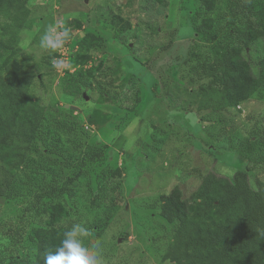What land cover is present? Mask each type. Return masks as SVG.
Wrapping results in <instances>:
<instances>
[{"label":"rangeland","instance_id":"374dc122","mask_svg":"<svg viewBox=\"0 0 264 264\" xmlns=\"http://www.w3.org/2000/svg\"><path fill=\"white\" fill-rule=\"evenodd\" d=\"M250 1L263 17L264 0ZM232 3L220 0L216 10L206 15L197 12L194 0L29 1L30 18L13 36L19 49L16 57H33L42 78H36L31 92L48 108L52 125L70 120L75 130L71 136L62 135L61 153L66 160L34 156L36 169L21 171L12 194L0 199V261L23 256L34 260L36 247L28 235L22 240L8 236L5 227L18 226L29 202L50 185L68 182L77 164L90 154L100 152L101 160L83 163L82 177L69 185L71 197L58 196L56 201L70 210L64 226L80 223L91 232L85 243L99 242L101 264H167L162 259L173 240V227L160 216V196L179 189L189 199L207 173L232 179L247 166L254 188L257 179L264 182V165L256 166L260 163H252V156L247 159L249 151L243 145L255 133L264 136V93L221 112L197 113L194 105L200 86L220 82L201 70L193 73L190 53L193 50L207 62L214 60L215 43L224 39ZM72 20L81 23L73 36L76 45L82 32L103 37V47L94 58L103 60L105 70L116 60L123 62L127 74L136 76L124 87H107L109 95L117 94L115 104L102 103L95 86L84 87L81 95L73 89L66 92V73L45 63L55 50L40 47L41 35L49 25L72 29ZM204 20L214 24L216 42L197 37L195 27ZM125 23L129 30L117 35ZM25 33L31 34L32 43L22 49L19 44ZM69 50L72 66L80 47ZM243 55L255 65L264 57V39ZM93 77L106 84L111 81L100 72ZM90 117L100 124H92ZM38 167L40 175L33 171Z\"/></svg>","mask_w":264,"mask_h":264},{"label":"trees","instance_id":"16d2710c","mask_svg":"<svg viewBox=\"0 0 264 264\" xmlns=\"http://www.w3.org/2000/svg\"><path fill=\"white\" fill-rule=\"evenodd\" d=\"M29 1L0 0V199L12 194L21 171L36 169L34 156L44 154L51 160H66L61 153L64 145L62 135L67 133L71 136L75 130L69 124L75 125L70 120L63 119L65 123L52 125L54 121L48 119V108L36 101L31 92L36 78H42L37 75L33 57H16L19 49L15 38L30 18ZM194 1L197 12L209 15L216 10L220 0ZM232 2L226 15L230 16V20L223 40L216 42L211 20H204L203 24L195 27L199 40L216 42L215 58L207 62L192 50L191 70L193 73L201 70L202 75H211L220 82L219 85L210 83L199 87L194 101L197 113L237 108L258 92L264 93V57L254 65L243 55L264 39V16H259L250 0ZM69 25L72 26L73 45H76L73 36L81 23L72 20ZM128 30L129 23H125L118 27L117 35L121 36ZM7 33L12 37L6 38ZM78 37L80 52L72 61L77 72L66 73L63 90L66 87V92L73 89L81 95L84 87L95 86L102 103L115 104L117 94L109 95L107 87H124V84L137 79L136 76L127 74L123 62L116 60L111 68L105 70L103 60L94 58L93 54H98L103 47V37L84 32ZM55 56V52H51L44 59L51 68H54L52 61ZM89 64H92L90 68L87 67ZM96 72H100L102 77H110L111 81L106 84L96 80L93 77ZM107 113L105 111L104 115ZM89 121L100 124L94 117H90ZM253 136L245 139L243 145L249 151L247 159L254 157L252 163H260L256 165L260 167L264 165V136L256 133ZM99 160L100 152L86 156L80 162L82 164H77L76 172L68 182L50 185L29 202L18 226L5 227L8 236H19L22 240L24 235H28L27 238L36 247V254L33 261L23 256L20 259L11 258L9 262L0 261V264H44L46 254L60 245L64 232L70 229L63 225L70 210L57 202L56 197H71L69 185L82 177L83 163ZM66 163L72 168L68 160ZM33 171L40 175L41 168ZM250 171L247 166L238 170L232 179L209 172L203 176L191 198H185L179 189L159 197L160 216L173 227V240L163 255V263L264 264V182L257 179V188H254L249 179ZM18 243L21 241L18 240Z\"/></svg>","mask_w":264,"mask_h":264},{"label":"clouds","instance_id":"9594fccd","mask_svg":"<svg viewBox=\"0 0 264 264\" xmlns=\"http://www.w3.org/2000/svg\"><path fill=\"white\" fill-rule=\"evenodd\" d=\"M71 39V31L65 27L60 29L57 25H49L40 37V47L47 51L62 48ZM32 43V36L25 33L19 46L28 48ZM90 230L80 223H73L71 228L64 232L60 245L46 254L44 264H101L100 244L91 246L85 243L90 237Z\"/></svg>","mask_w":264,"mask_h":264},{"label":"built area","instance_id":"2783aa9c","mask_svg":"<svg viewBox=\"0 0 264 264\" xmlns=\"http://www.w3.org/2000/svg\"><path fill=\"white\" fill-rule=\"evenodd\" d=\"M77 45H73V39L71 38L68 40L65 45L55 50V58L53 59L52 65L55 67L61 74H65L67 72L73 73L74 70L72 69V66L70 64V58H69V48L72 50L77 49Z\"/></svg>","mask_w":264,"mask_h":264}]
</instances>
